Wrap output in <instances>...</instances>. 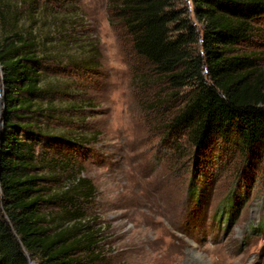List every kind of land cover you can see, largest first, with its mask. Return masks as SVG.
Masks as SVG:
<instances>
[{"label":"rangeland","instance_id":"obj_1","mask_svg":"<svg viewBox=\"0 0 264 264\" xmlns=\"http://www.w3.org/2000/svg\"><path fill=\"white\" fill-rule=\"evenodd\" d=\"M5 2L0 38L32 30L44 40L41 85L56 110L41 125L86 139L81 154L60 141L38 147L39 167L53 189L74 176L92 181L88 208L107 225L99 244L107 261L264 264V149L249 165L238 145L217 140L199 168L185 138L163 128L177 103L133 54L108 0ZM238 48L264 58V15Z\"/></svg>","mask_w":264,"mask_h":264},{"label":"trees","instance_id":"obj_2","mask_svg":"<svg viewBox=\"0 0 264 264\" xmlns=\"http://www.w3.org/2000/svg\"><path fill=\"white\" fill-rule=\"evenodd\" d=\"M107 10L133 54L167 83L177 107L163 128L185 138L199 168L212 161L217 140L238 145L249 165L261 157L264 58L238 47L264 15V0H108ZM43 42L32 30L0 38V264H110L99 245L107 225L88 208L92 181L74 176L53 189L39 167L38 147L60 141L81 154L86 140L41 125L56 110L41 85Z\"/></svg>","mask_w":264,"mask_h":264},{"label":"water","instance_id":"obj_3","mask_svg":"<svg viewBox=\"0 0 264 264\" xmlns=\"http://www.w3.org/2000/svg\"><path fill=\"white\" fill-rule=\"evenodd\" d=\"M5 94V90H0V95H1V100H0V108L3 109L4 108V102H3V96ZM3 113H1L2 115ZM4 124V120L3 118H0V125ZM31 264H33V262H31Z\"/></svg>","mask_w":264,"mask_h":264}]
</instances>
